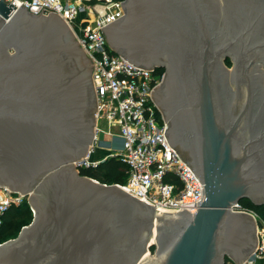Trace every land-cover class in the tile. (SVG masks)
I'll return each mask as SVG.
<instances>
[{"label":"water","instance_id":"water-1","mask_svg":"<svg viewBox=\"0 0 264 264\" xmlns=\"http://www.w3.org/2000/svg\"><path fill=\"white\" fill-rule=\"evenodd\" d=\"M121 4L101 29L128 61L166 69L168 98L155 99L160 84L151 94L203 184L197 210L160 211L80 173L95 128L92 63L56 13L12 14L0 0V186L28 194L33 211L0 243V264L241 263L257 246L254 217L234 207L264 204V0Z\"/></svg>","mask_w":264,"mask_h":264},{"label":"built area","instance_id":"built-area-1","mask_svg":"<svg viewBox=\"0 0 264 264\" xmlns=\"http://www.w3.org/2000/svg\"><path fill=\"white\" fill-rule=\"evenodd\" d=\"M14 9L23 5L32 14L56 13L73 29L92 63V84L96 96L93 142L86 156L76 160L78 169L97 166L116 158L126 166L128 178L120 184L130 194L160 211L194 213L203 194V184L190 166L171 147L164 134L163 112L152 98V90L162 82L155 67L133 64L113 50L101 29L125 14V0H5ZM106 122L107 128L101 126ZM110 136L103 139L100 135ZM121 139L119 143L117 139ZM98 150L105 154L92 159ZM101 158V159H100ZM28 194L0 186V225L12 205ZM250 213L256 222L257 246L241 263L264 261V223L241 203L234 207Z\"/></svg>","mask_w":264,"mask_h":264},{"label":"trees","instance_id":"trees-1","mask_svg":"<svg viewBox=\"0 0 264 264\" xmlns=\"http://www.w3.org/2000/svg\"><path fill=\"white\" fill-rule=\"evenodd\" d=\"M155 72L161 75L164 69L159 67ZM101 152L102 155L105 154L104 151ZM79 170L82 175L90 176L106 183L125 184L128 178L125 164L116 158H109L100 162L97 166L81 167ZM241 204L251 208L264 219V204H256L248 198L241 200ZM32 218L33 211L28 201L24 204L12 205L3 215V222L0 225V243L16 237L21 228L29 224ZM226 264L235 263L226 256Z\"/></svg>","mask_w":264,"mask_h":264},{"label":"rangeland","instance_id":"rangeland-1","mask_svg":"<svg viewBox=\"0 0 264 264\" xmlns=\"http://www.w3.org/2000/svg\"><path fill=\"white\" fill-rule=\"evenodd\" d=\"M222 61H223V64H225V66L229 69L227 72H230L231 71V69H232V67H234V62H233V59H232V54L230 53L229 54V56L228 57H226V59H222ZM260 70L262 71V72H264V64H262V65H260ZM101 126L103 127V128H107V126H106V122L105 121H101ZM100 137H103V139H108L109 140V138H110V136H108V135H105V134H101L100 135ZM117 141L119 142V143H121L122 142V140L121 139H117ZM105 152V151H104ZM94 156L92 157V159H96L97 157H101L102 156V152H101V150H98L97 152H95L94 154H93ZM101 159V158H100ZM26 201H28V203H29V199H27V197H25L24 198V200H23V204L24 203H26ZM248 211H250V212H252V213H254V214H256L257 215V217H259L258 219V222L259 223H264V219L261 217V215H259L258 213H256L254 210H252L251 208H249V207H246V206H244ZM15 238V237H14ZM10 239V238H9ZM8 239V240H9ZM152 252H153V250H154V247L153 248H151L150 249ZM230 260L233 262V263H235L236 264V261L234 260V259H232V258H230ZM264 261H259V262H256V263H254V264H264L263 263Z\"/></svg>","mask_w":264,"mask_h":264},{"label":"flooded vegetation","instance_id":"flooded-vegetation-1","mask_svg":"<svg viewBox=\"0 0 264 264\" xmlns=\"http://www.w3.org/2000/svg\"><path fill=\"white\" fill-rule=\"evenodd\" d=\"M123 19V18H122ZM121 19V20H122ZM115 27H112L111 29L113 30ZM157 69V68H156ZM164 69V72H163V75H164V73L166 72V69L165 68H163ZM162 81H163V79H162ZM166 97L168 98V93H167V91L164 89V85H162V84H160L158 87H157V89H156V91H155V99L157 98V100H159V101H161L160 99H166ZM169 123V122H168ZM168 134H169V138H170V140H171V136H170V130L168 131Z\"/></svg>","mask_w":264,"mask_h":264},{"label":"bare ground","instance_id":"bare-ground-1","mask_svg":"<svg viewBox=\"0 0 264 264\" xmlns=\"http://www.w3.org/2000/svg\"><path fill=\"white\" fill-rule=\"evenodd\" d=\"M152 241L154 242L155 240L153 239Z\"/></svg>","mask_w":264,"mask_h":264}]
</instances>
